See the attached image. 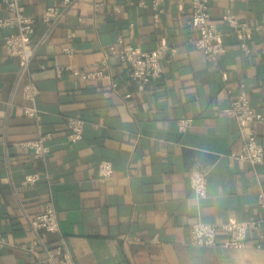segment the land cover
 Here are the masks:
<instances>
[{
  "label": "crops",
  "instance_id": "0c3cea01",
  "mask_svg": "<svg viewBox=\"0 0 264 264\" xmlns=\"http://www.w3.org/2000/svg\"><path fill=\"white\" fill-rule=\"evenodd\" d=\"M63 1L22 3L39 16ZM191 2L163 0L156 19L151 0H86L43 43L46 26L39 24L31 77L40 91V121L24 113L29 101L24 80L18 82L19 58L4 46L8 30L0 27V234L6 238L0 264H37L27 250L36 237L27 218L50 199L76 264H264V248L253 243L197 246L190 233L197 221L264 215V164L232 157L244 140L238 121L222 111L243 79L252 107L264 116V0H209L226 47L214 60L194 44ZM225 13L250 27L248 51L222 20ZM8 16L0 4V18ZM119 37L142 51L166 45L162 78L140 90L128 66L109 54ZM96 70L103 74L83 77ZM71 117L85 120L75 141L68 140ZM182 118L193 120L185 130ZM255 128L264 146V118ZM40 131L52 133L46 159L16 145ZM104 160L113 165L106 179L98 173ZM195 169L208 174L203 197L191 187ZM29 173L39 175L33 184L25 182ZM40 236L58 239L43 230ZM248 238L255 240L251 231Z\"/></svg>",
  "mask_w": 264,
  "mask_h": 264
},
{
  "label": "built area",
  "instance_id": "2783aa9c",
  "mask_svg": "<svg viewBox=\"0 0 264 264\" xmlns=\"http://www.w3.org/2000/svg\"><path fill=\"white\" fill-rule=\"evenodd\" d=\"M86 0H64L62 6L51 5L39 16L29 15L25 12L22 0H0V4L7 7L8 17L0 18V27L7 29L3 36V44L9 49V54L19 58L18 82L23 81L22 94L29 101L24 106L26 116L40 121L43 111L37 106L39 87L32 79L31 65L36 55L37 45L33 41L36 29L39 24L46 26V31L41 43L46 42L54 33L56 28L64 21L65 17L79 4ZM101 0H98V2ZM144 4V2H142ZM163 0H151L153 16L159 19L163 13ZM209 0H192L191 2V24L197 31V37L193 40L195 46L201 50L210 60L217 59L225 52L226 47L221 41V32L212 20ZM115 11H120L119 6ZM222 20L231 27L238 35L240 46L248 51L247 36L250 27L240 22L231 13H225ZM70 50L69 48H65ZM167 46L161 44L151 51H142L134 45L124 42L119 37L114 45L110 47L109 54L118 56L128 66L131 78L140 90L156 80L162 78L164 71L163 60ZM46 68L45 66H42ZM101 70L83 74L84 78L101 76ZM236 94L228 107L222 111L233 116L240 124V132L243 136V145L240 151L233 153L232 157L248 162L252 166L264 164V146L258 140L255 124L263 120L261 112L256 111L250 102L246 83L239 80ZM193 120L182 118L178 126L180 130L187 129ZM85 120L71 117L67 121L68 140L75 141L81 138L84 131ZM52 138L51 132H39V136L33 139L16 143L17 146L32 150L37 158L46 159L51 152L47 143ZM113 172V165L110 161H101L98 173L101 178H108ZM203 170H192L190 183L198 197L206 195L208 178ZM39 179L37 173H29L25 177L27 184H33ZM261 206L264 209V191L260 193ZM52 199L46 202L45 209L39 214L28 217L29 229L35 234L34 240L29 244L27 250L37 258V264H76L74 255L69 250L66 239L61 233L56 207ZM55 233L58 239L53 243H47L40 231ZM254 234L255 240L251 242L248 232ZM191 243L197 246H212L228 249L245 248L253 243L256 248H264V215L258 218L246 220H229L226 222L197 221L192 223L190 228ZM6 242L5 236L0 234V244Z\"/></svg>",
  "mask_w": 264,
  "mask_h": 264
}]
</instances>
